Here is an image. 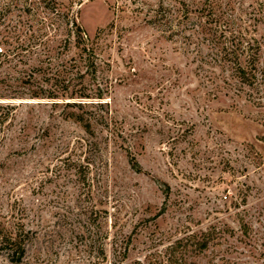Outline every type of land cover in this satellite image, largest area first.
Segmentation results:
<instances>
[{
    "label": "rangeland",
    "instance_id": "374dc122",
    "mask_svg": "<svg viewBox=\"0 0 264 264\" xmlns=\"http://www.w3.org/2000/svg\"><path fill=\"white\" fill-rule=\"evenodd\" d=\"M226 25L264 71V0H0V264H264V89L214 91Z\"/></svg>",
    "mask_w": 264,
    "mask_h": 264
},
{
    "label": "trees",
    "instance_id": "16d2710c",
    "mask_svg": "<svg viewBox=\"0 0 264 264\" xmlns=\"http://www.w3.org/2000/svg\"><path fill=\"white\" fill-rule=\"evenodd\" d=\"M226 29L223 35V43L220 42L221 48L217 50L219 58L218 65L214 67L218 73L225 74L223 77H216L214 83V91L221 92L225 90V95L233 94L236 97L244 96L248 101H261V95L264 89V71L260 68L259 54L261 43L255 37V30L251 33L246 29H233L230 25L224 26ZM76 44H83L84 34L81 29L77 28ZM85 46V45H84ZM85 50V49H83ZM256 94L259 97L253 96ZM51 96V97H50ZM46 98H57L53 94H49ZM79 98H88L80 94ZM256 100V101H255ZM76 105V104H75ZM82 107V104H77ZM77 116V117H76ZM75 120L79 123H84L85 128H89V119H84V115H75ZM137 166V164L135 163ZM208 241L203 238H198L196 233L186 235L174 242L173 249H183L185 252L201 253L208 248ZM14 247V253L18 254L20 260L24 256V249L19 241L14 239L11 243ZM180 264H187V259L180 258ZM189 264V263H188Z\"/></svg>",
    "mask_w": 264,
    "mask_h": 264
}]
</instances>
